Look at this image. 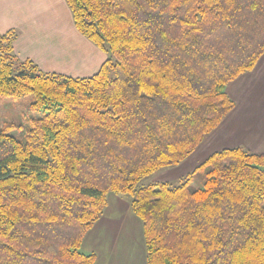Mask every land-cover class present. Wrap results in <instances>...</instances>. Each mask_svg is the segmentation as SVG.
Instances as JSON below:
<instances>
[{
    "label": "trees",
    "instance_id": "obj_1",
    "mask_svg": "<svg viewBox=\"0 0 264 264\" xmlns=\"http://www.w3.org/2000/svg\"><path fill=\"white\" fill-rule=\"evenodd\" d=\"M108 55L91 77L44 73L0 33V97L32 95L25 137L0 129V264H95L110 194L143 223L147 264H264V155L218 151L175 182L264 56V0H66ZM200 184V185H198Z\"/></svg>",
    "mask_w": 264,
    "mask_h": 264
},
{
    "label": "crops",
    "instance_id": "obj_2",
    "mask_svg": "<svg viewBox=\"0 0 264 264\" xmlns=\"http://www.w3.org/2000/svg\"><path fill=\"white\" fill-rule=\"evenodd\" d=\"M12 30L18 34L16 56L33 61L44 73L62 74L57 73L61 64L98 72L106 60L78 32L66 0H0V33ZM227 94L235 109L189 159L163 170L156 182H175L224 149L242 147L264 155V56L252 72L229 84ZM82 249L95 254V264H147L143 223L127 197L109 195Z\"/></svg>",
    "mask_w": 264,
    "mask_h": 264
},
{
    "label": "rangeland",
    "instance_id": "obj_3",
    "mask_svg": "<svg viewBox=\"0 0 264 264\" xmlns=\"http://www.w3.org/2000/svg\"><path fill=\"white\" fill-rule=\"evenodd\" d=\"M95 46V45H94ZM95 48H98L95 46ZM100 54H102L105 59L108 58V55L100 49H97ZM70 67V66H69ZM95 67L81 69L79 67H66V64H61L62 75L71 76L75 78L79 77H91L95 72ZM34 98L32 95L20 99L0 97V129H2L8 123H14L16 126H20L18 129H15L11 132V135L23 139L25 137L26 131L31 127V121L35 118H40L43 115V112L33 111L31 108ZM163 171L158 172L152 177L145 179L143 184H149L156 182L160 174ZM200 185V184H198Z\"/></svg>",
    "mask_w": 264,
    "mask_h": 264
}]
</instances>
